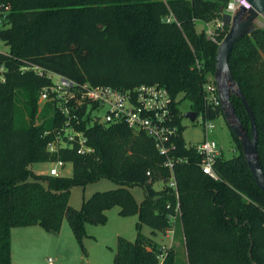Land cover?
<instances>
[{"label": "trees", "instance_id": "1", "mask_svg": "<svg viewBox=\"0 0 264 264\" xmlns=\"http://www.w3.org/2000/svg\"><path fill=\"white\" fill-rule=\"evenodd\" d=\"M229 1L0 0V41L9 46L0 50V264H13V228L41 226L59 233L66 219L85 249L86 224H105L106 211L115 206L121 216L138 214L139 220L134 241L118 237L114 264H179L174 248L164 250L142 232L144 225L154 234L165 232L178 221L188 264H264V192L231 129L240 153L221 154L212 177L184 138L178 106L175 154L187 161L175 165V188L165 157L144 132L84 120L79 128L92 151L80 153L77 143L51 151L66 116L54 102L39 110L40 91L52 83L47 73L54 72L124 89L160 83L177 105L189 100L197 114L223 116L221 106L206 103L203 89L214 74L219 43L196 24L221 18L220 7ZM230 67L256 117L264 169V26L236 42ZM232 101L250 132L241 99L233 95ZM56 161L71 163L72 176L32 168ZM102 177L120 187L95 192L81 209L70 205L73 186ZM157 181L163 182L160 189ZM134 186L143 187L142 202L132 194Z\"/></svg>", "mask_w": 264, "mask_h": 264}, {"label": "built area", "instance_id": "2", "mask_svg": "<svg viewBox=\"0 0 264 264\" xmlns=\"http://www.w3.org/2000/svg\"><path fill=\"white\" fill-rule=\"evenodd\" d=\"M240 6L251 8L247 0H230L225 11L233 14ZM170 20L171 18H168V21ZM213 21L218 26L217 28L224 27L222 17ZM209 23L206 24L209 25ZM205 32L209 38L220 43L216 30L212 31L211 28H208L205 29ZM40 74L44 73L40 71ZM47 76L52 83L40 91L39 104L54 102L58 110L66 116L63 127L57 131V140L49 145L51 151L56 150L57 147L65 146L66 143L71 146L77 143L80 153L92 151V148L87 145L84 131L79 128L84 120H87L89 124H125L136 132H144L154 140L158 151L165 157V166L171 171L169 185L177 187L175 165L187 161L186 158L175 154L178 149L176 138L180 134L177 108L179 106L181 109V106L176 104V99L173 98L165 85L143 83L133 88L124 89L111 85H95L54 72H48ZM208 79L203 85L204 98L212 109H216L221 104L214 75ZM219 118L210 119L207 116V111L197 114L193 123H200L203 126L204 138L196 144H188L195 146L200 156L202 170L212 177H217L214 165L222 154V147L218 140L210 134V131L215 129L216 121ZM181 123L184 126L183 120ZM51 164L49 174L61 176L60 168L64 167L65 163L56 161ZM176 211L178 215L179 205ZM172 218L177 219L176 215ZM48 261L49 264H54L52 258H49Z\"/></svg>", "mask_w": 264, "mask_h": 264}, {"label": "rangeland", "instance_id": "3", "mask_svg": "<svg viewBox=\"0 0 264 264\" xmlns=\"http://www.w3.org/2000/svg\"><path fill=\"white\" fill-rule=\"evenodd\" d=\"M10 6H7V11ZM259 26H264V19L257 21ZM197 30L211 28L216 30L217 39L221 42L227 32L229 26L219 27L214 21L209 25L199 21L196 24ZM0 50L3 52L9 51V46L0 41ZM44 104L40 105L39 110ZM183 113L191 110V102L183 100L180 104ZM183 123L185 126L184 138L188 144H196L204 138L203 126L199 123H193L184 114ZM221 145L222 155L226 158L236 156L240 153L238 143L234 138L224 116H221L216 121V127L210 131ZM62 144V142H60ZM51 163H39L33 165V169L37 174H48ZM62 176H72L73 165L65 163L64 167L60 168ZM120 187L113 180L102 177L98 181L82 185H75L71 189L70 205L74 208L81 209L85 200L90 198L97 191H106ZM163 187V182L157 181L155 188ZM132 194L138 202L145 199V191L142 186H134L130 188ZM120 207L115 206L106 211L108 220L105 224H86V234L83 237V245L85 249L76 239L68 221L65 219L59 233L49 232L41 226L28 228L34 230L30 233H20L27 229L25 227H17L12 236V260L13 264H49V258L53 259L54 264H114V257L117 249V240L119 236H124L129 240L134 241L137 237L136 224L139 220L138 214L132 216H121ZM142 232L146 236H150L162 244L164 250H168L170 246V238L167 230L165 232L157 231L153 233L150 226L144 225ZM176 241L180 242V247L183 246V240L176 233ZM172 236V234H171ZM175 241V242H176ZM174 245V244H173ZM164 246V247H163ZM177 250V258L179 264H187L185 258L182 257L180 251ZM182 250V249H180Z\"/></svg>", "mask_w": 264, "mask_h": 264}, {"label": "water", "instance_id": "4", "mask_svg": "<svg viewBox=\"0 0 264 264\" xmlns=\"http://www.w3.org/2000/svg\"><path fill=\"white\" fill-rule=\"evenodd\" d=\"M251 8L240 6L233 14L225 11V6L220 7V14L224 25L229 26V31L219 43L216 53L214 79L217 85L223 116L229 128L236 134L243 148L245 160L250 168L254 180L264 192V169L260 160L258 149V126L254 112L235 79L230 67V56L236 42L245 35L254 33L259 27L257 21L264 19V0H247ZM241 99L250 118V132L236 113L232 96ZM192 122L196 120L197 112L194 110L185 113Z\"/></svg>", "mask_w": 264, "mask_h": 264}, {"label": "crops", "instance_id": "5", "mask_svg": "<svg viewBox=\"0 0 264 264\" xmlns=\"http://www.w3.org/2000/svg\"><path fill=\"white\" fill-rule=\"evenodd\" d=\"M192 110V109H191ZM190 111V110H189ZM177 221V220H176ZM177 223V222H176ZM175 223V225H172V227H170L168 230H167V233H168V235H166V236H168L169 238H170V246H169V248L168 249H170V248H177L179 251H180V253L182 254V257L183 258H185V260H186V262H187V264H188V258H187V249H186V245H185V238H184V233H183V227H182V224H181V222L180 221H178V223L176 224ZM33 227H35V226H28V227H25V228H27V229H24V230H22V231H20V233H22V234H24V233H30V232H33L34 230H32V229H28V228H33ZM63 227V226H62ZM17 228V227H16ZM16 228H13L12 229V231H11V238H12V236H13V233H14V230L16 229ZM143 229V228H142ZM176 233H178L179 235H180V238L183 240V246L182 247H180V242L179 241H176V238H177V235H176ZM144 234V233H143ZM171 234H172V236H171ZM154 239V238H153ZM155 240V239H154ZM156 241V240H155ZM176 241V242H175ZM156 242H158V241H156ZM159 243V242H158ZM160 244V243H159ZM174 244V245H173ZM13 245V244H12ZM160 245H162V244H160ZM164 247V246H163ZM12 249H13V247H11ZM163 249H165V247L163 248ZM180 249H182V250H180ZM176 250V249H175ZM176 252H177V250H176ZM12 262H13V260H12Z\"/></svg>", "mask_w": 264, "mask_h": 264}]
</instances>
